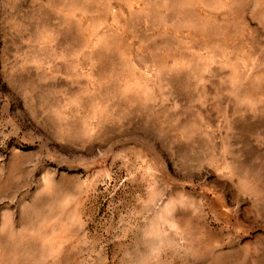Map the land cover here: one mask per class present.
<instances>
[{"label": "rangeland", "instance_id": "rangeland-1", "mask_svg": "<svg viewBox=\"0 0 264 264\" xmlns=\"http://www.w3.org/2000/svg\"><path fill=\"white\" fill-rule=\"evenodd\" d=\"M0 264H264V0H0Z\"/></svg>", "mask_w": 264, "mask_h": 264}]
</instances>
